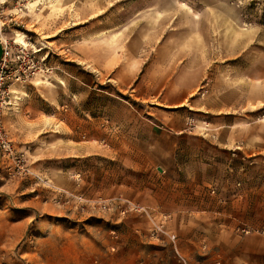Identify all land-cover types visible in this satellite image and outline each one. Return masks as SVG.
Wrapping results in <instances>:
<instances>
[{"label":"rangeland","instance_id":"374dc122","mask_svg":"<svg viewBox=\"0 0 264 264\" xmlns=\"http://www.w3.org/2000/svg\"><path fill=\"white\" fill-rule=\"evenodd\" d=\"M214 3L217 9L205 11L199 10V0H0V42L23 44L48 70L26 84H14L12 104L2 115L21 163L0 156V264H183L184 259L187 264L207 260L220 264L225 257L233 264H264V148L249 157L243 171L200 172L203 181L209 174L211 181L231 178L234 184L227 183L228 193L248 197L231 204V218L208 219L191 210L174 214L178 210L144 204L149 190L158 192L167 182L149 169L170 165L179 156L145 154L143 143L124 138L133 124L128 117L138 113L147 124L154 118L151 112L171 120L183 113L189 128L198 133L223 130L224 119L230 123L239 117L232 111L193 109L189 103L185 109L152 106L157 103L154 96L162 93L152 89V82L161 76L145 81L146 70L175 73L171 67L192 61L166 53L154 62L163 45L172 52L192 51L195 35L207 38L200 43L210 56L204 60L207 73L194 95L202 102L211 88L219 100L227 93L225 88L246 81L245 72L248 83L259 77L258 84H264V0ZM19 35L23 41H18ZM1 47L0 43V57ZM123 70L138 72L129 87L113 79ZM249 93L253 98L261 92ZM251 98L242 113L245 125L264 133V103L254 104ZM97 102L106 120L113 116L126 120L122 138H104V153L96 156L67 155L77 146L67 125L77 141H85L79 137L80 115L94 114ZM215 118L221 126L213 125ZM137 126L142 132L149 130L147 125ZM82 127L86 129V124ZM96 127L93 123L87 127V140L94 145L91 134ZM174 145L172 139L169 146ZM128 149L139 153L129 154ZM225 151L220 156L227 158ZM185 158L192 163L191 155ZM190 175L192 171H173L170 188L176 182L198 184ZM193 190L197 191L192 187L186 191ZM212 190L206 186L205 192L212 195ZM194 198L191 195L178 206L192 207L199 197ZM163 199L157 197L163 207L176 206ZM226 221L222 236L214 235L212 226ZM159 225L163 232L156 234ZM221 244L232 247L224 253L217 249Z\"/></svg>","mask_w":264,"mask_h":264},{"label":"crops","instance_id":"0c3cea01","mask_svg":"<svg viewBox=\"0 0 264 264\" xmlns=\"http://www.w3.org/2000/svg\"><path fill=\"white\" fill-rule=\"evenodd\" d=\"M217 1L218 0H199V10H215L217 8H214V2ZM202 37L203 36L200 35H195L193 37L192 41L196 43V45L192 51H187L184 49V51L181 52H172L169 51V47L167 45H163L158 48L154 62L162 58V55L166 53H172V57L177 60L186 57V59L192 61H187V63L181 68L171 67V70L175 71V73L170 72L165 68L153 69L152 67L146 70V73L144 74L145 81L153 80V76L156 75L161 76V78L157 79V81L154 79L152 82V89L155 92L162 93H157L154 96V98L157 100V103H154L153 101L151 105L156 106V104H159L164 108L181 107V109H185L189 103L190 107L193 109L204 108L207 111L216 114L232 111L237 112L239 117L234 118L230 123H228L229 120L225 121L224 119L223 123H225V129L223 130L216 131L215 133H198L196 131H192L189 128L190 120L187 115L183 113H180L178 119L171 120L169 116H165L163 113L151 112V114L154 115V118H150L148 124L141 122L139 119L140 114L138 113L139 116L130 115L128 117L130 125L132 123L133 124L128 126V135H125L124 138L139 140L141 143H143L146 149L145 154H148V152L151 154L159 152L165 156H169L170 154L179 156L177 159L173 160V163L170 165L161 163L159 165L152 166V169L148 168L149 170H152L155 175L161 178L162 181L167 180V182H163L160 185L158 192H156L154 189L149 190V196L152 200L148 199L144 204L158 207L159 209L164 211L166 210L167 212H174L175 210H178L174 212V214L178 212L187 213L191 210L192 213L199 214V217L201 218H224L226 220L231 218L234 213L233 209H231V204L238 201L243 202L248 197L241 193L238 195H232L231 192L228 193L227 183L229 187H232L234 184V180L231 178H227L225 181L222 179L218 180V178H216L215 180L211 181V176L209 174L208 179L203 181L204 175L200 178V172H207L211 171L212 169L222 172L227 170V168H229L230 171H243V167H246L248 164L247 161L250 159L249 157L259 154L260 149L264 148V133H262V130H257L255 127H252L249 130L248 126L245 125V122L247 121L243 119L244 116L242 115L243 111L249 106L251 98L249 93L250 90H257L261 92L260 94L251 98L254 104L264 103V84H258L257 80H259V77H251V80H253L255 83H248L247 80L250 79L249 72H245L246 81L241 82L236 86L231 84V88H225L227 93L223 94L219 100L217 99L215 93L216 90H214V88H211V91H209V95L207 96V100L205 102H202L201 99L195 98V92L201 87L202 81L205 79V75L207 73L208 66L205 65L204 60L210 58L209 54H206L205 50H203L200 44L201 42L207 41V38ZM209 38L210 40L212 39V37ZM131 53L135 55L136 52L133 51ZM177 64L178 63L176 62L174 66H177ZM137 74L138 72L132 73L130 71L127 72L126 70L118 71L117 73H114L113 79L129 87L137 78ZM170 75L172 76L171 81L169 79ZM212 87H214V85ZM204 97H206L205 94ZM102 111L103 108L99 106V103L97 102L96 112L94 114L89 115V113L85 111L84 114L80 115L81 133L79 137L84 138L85 141H77V136L72 131L73 128H70L67 125L71 132V136L69 138L72 142L77 144V146L71 147L67 150L69 151L67 155H74L75 157H81L83 159L90 156H96L104 153L103 142H106V138L108 140L122 138V127L126 120L121 116H113L111 119L106 120L104 114H102ZM81 113H83V111ZM59 122L62 124L65 121L59 120ZM83 123L86 124V129L82 127ZM89 123H93L95 126H97L96 131L91 134V138L96 142V145L87 140V136L89 134L87 127ZM139 123L141 126L147 125L149 130L142 132L140 130L141 127L137 126ZM220 123L221 122L218 121V118H215L213 125L215 126L217 124L221 126ZM172 139H174L175 145L170 147L169 144L172 142ZM258 143L259 145L256 146ZM109 144H112V142L110 141ZM128 150L129 154L134 153L137 155L139 153H136V150ZM224 151L228 155L227 158L220 156V153H223ZM186 155L192 156V163L185 162ZM139 169L140 168H136V170ZM173 171H177L179 173L192 171V175H190L189 178H198V184L195 183L192 186H189L183 182H176L174 183L173 187L170 188L171 186H169V177ZM197 172H199L198 177ZM213 181H215L216 184H214ZM222 184L224 185L222 186ZM117 186H119L118 188L122 187L124 189L123 185ZM206 186L211 188V190L214 188L212 190V195L209 193V191L207 193L205 192ZM188 187H192V189L196 188L197 191L195 192L193 190L190 194L186 191L188 190ZM215 189L217 190V193H214ZM117 191L121 193L122 191L126 190ZM153 194L155 196H153ZM191 195L192 198H194V195H198L199 197L196 198L197 201L192 207L186 208L184 206H178L179 203H185L186 198H190ZM158 196H160L162 199L164 197L163 200L167 202L176 203V206L163 207V205L159 204L160 201H157ZM175 218H181V216L179 215ZM224 224L228 225L227 221L218 228H216L218 223H215V228L212 226V231H217V233L214 232V235L222 236L220 233L221 230L224 229L223 227H226ZM227 247L230 248L232 245L227 246V244H221L220 248L217 249L225 253L227 250H229ZM184 261L187 264L186 259H184ZM200 263L215 264L216 262L207 260ZM218 263L233 264L234 262L225 257L224 259L219 260Z\"/></svg>","mask_w":264,"mask_h":264},{"label":"built area","instance_id":"2783aa9c","mask_svg":"<svg viewBox=\"0 0 264 264\" xmlns=\"http://www.w3.org/2000/svg\"><path fill=\"white\" fill-rule=\"evenodd\" d=\"M0 43L2 46L0 58V156L13 158L21 163V159L18 158L13 143L5 131L2 115L4 110L12 104L11 87L14 84H26L48 70H45L41 62L36 59L35 51H29L21 44L13 47L7 40ZM156 229V234L163 232V225L156 226ZM182 261L183 264H186L184 260Z\"/></svg>","mask_w":264,"mask_h":264},{"label":"bare ground","instance_id":"6f19581e","mask_svg":"<svg viewBox=\"0 0 264 264\" xmlns=\"http://www.w3.org/2000/svg\"><path fill=\"white\" fill-rule=\"evenodd\" d=\"M19 37V39H18V41H20V39L23 41L24 40V38L25 37H23V38H20V35L18 36ZM22 46H24L23 44H21Z\"/></svg>","mask_w":264,"mask_h":264},{"label":"trees","instance_id":"16d2710c","mask_svg":"<svg viewBox=\"0 0 264 264\" xmlns=\"http://www.w3.org/2000/svg\"><path fill=\"white\" fill-rule=\"evenodd\" d=\"M1 58V57H0Z\"/></svg>","mask_w":264,"mask_h":264}]
</instances>
